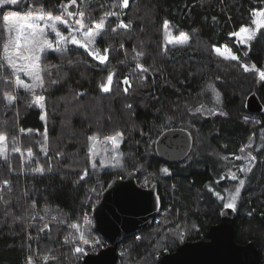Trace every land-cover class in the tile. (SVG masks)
<instances>
[{"label":"trees","instance_id":"trees-1","mask_svg":"<svg viewBox=\"0 0 264 264\" xmlns=\"http://www.w3.org/2000/svg\"><path fill=\"white\" fill-rule=\"evenodd\" d=\"M34 2L60 14L67 0L0 5V29L3 15L17 9L25 13ZM77 4L79 9L74 6L73 11H84L89 26L105 12L119 13V19L107 17L91 44L102 54L108 49V59L101 62L73 44L66 52L48 49L41 60L42 66H49L42 73L45 86L36 89L45 97L43 107L23 88L15 90L17 98L10 105L0 98V132L8 136L9 156V162L0 160V182L9 181L7 186L0 183V264H81L84 254H77L81 244L74 238L80 239L81 232L86 239L99 236L92 226V207L110 178L130 170L143 186L157 183L161 208L148 228L118 243L116 264H159L160 256L181 242L207 239L208 227L221 220L224 208L209 185L230 191L242 178L246 185L233 209L235 240L252 241L264 264V223L259 217L264 214V81L257 71H264V28L246 44H239L232 34L252 25L253 10L264 8V0H128L127 7L122 0ZM120 21L130 26L116 27ZM165 21L170 33L184 32L188 42L166 43ZM222 45L238 60L215 51ZM139 52L143 55L133 59ZM137 62L148 71L136 69ZM242 65H255V70L245 71ZM125 77L131 83L127 92ZM21 78L31 82L23 73ZM102 84L110 90L104 92ZM210 84L218 90L216 99L208 92ZM0 89L12 90V85L0 81ZM250 92L263 103L258 113L246 109ZM170 127L187 128L193 136L190 153L178 162H167L155 151L157 137ZM197 130L210 146L187 161ZM117 132L122 134L118 148L105 139ZM12 137L23 155L11 151ZM250 139L251 148L244 147ZM242 147L256 157L247 174L239 171L240 159L235 160ZM117 153L119 162L113 159Z\"/></svg>","mask_w":264,"mask_h":264},{"label":"snow or ice","instance_id":"snow-or-ice-1","mask_svg":"<svg viewBox=\"0 0 264 264\" xmlns=\"http://www.w3.org/2000/svg\"><path fill=\"white\" fill-rule=\"evenodd\" d=\"M20 0H0V5L8 4H18ZM84 0H81L83 3ZM73 6H76L79 9V5L77 4V0H67V3H62L60 8V14H54L51 9H45L42 3H33L28 6L27 11L21 15L17 13L6 14L2 17L3 28L0 29V81H3L6 85H12V90L0 89V98L7 102L8 105L12 104L16 100L15 90L23 88L26 91L32 93L34 99L33 103L43 107V102L45 97L43 95H37L36 89H43L45 86V79L42 73H45L48 69V65H43L41 63L42 53H44L48 49H52L55 51L66 52L67 45L73 44L82 46L89 51V53L94 56L96 59L104 62L108 59L107 52L108 49L104 50V54L100 55L98 51L92 49L90 47L91 44L95 42V37L99 36L101 31L105 28V21L108 16H116L119 19V13L117 12H105L104 16L99 20V22H93L94 26H89L85 23L86 13L84 11H73ZM122 6H128V0H122ZM253 16L258 17V19L254 20L253 23L256 25V31L261 28H264V11H256L253 10ZM71 18V19H70ZM60 26H63L64 29L67 30V34L60 30ZM129 24H124L123 21L116 27H129ZM116 29L113 28L112 31ZM164 30H165V41L166 43H176V44H185L189 40V36L180 32L178 37H172L169 29V22H164ZM256 31L242 26L239 32L232 33L238 37H242L241 43H246L248 40H251L255 37ZM49 33L54 34L55 40L49 39ZM78 37H82L78 38ZM215 47V46H213ZM219 53V49H216ZM143 53L139 52L136 54L133 59H137L139 56H142ZM247 55V53H245ZM230 60H238V57L229 52V55L225 57ZM245 71L255 70V65L252 66V69H249L247 65H242ZM9 69L11 74L6 75L5 69ZM136 69H139L142 72H147L148 68H145L142 64L137 62ZM259 79L264 81V71H259ZM21 73L25 77H27L31 82H26L21 78ZM50 76L51 73L49 72ZM113 78V74L110 73L107 77L108 84H111ZM51 83H55V81H50ZM124 84L128 85L124 89L125 92L128 91V88L131 87V83L128 81L127 77L122 81ZM100 87L104 92H108L110 89L108 85L102 84ZM209 89L213 91V93L218 97L219 93L216 92L213 85L207 86ZM131 107V105H128ZM203 107V106H201ZM197 112L201 111L200 108L196 109ZM44 117L42 116L41 119ZM25 130L20 129V132L23 133ZM31 131V130H28ZM118 137H122V134L117 132L113 136L105 137L106 140L111 141L116 148L119 147ZM46 139V137H45ZM95 140L96 138H91ZM244 147L251 148V139L247 145ZM45 155H47V149H43ZM11 151L14 153H20L23 155V152L19 146H17V138L12 137V148ZM244 151V148H241V152ZM33 155L31 149L27 150V156L31 158ZM59 155V153H57ZM113 159L119 162V154L117 153L113 156ZM236 159H245L249 161V164L240 168L239 171L244 172L245 174L252 171V167L254 164L252 162L255 161L256 157L252 155L251 152L244 157H236ZM0 160H4L5 162H9L8 156V136L0 132ZM93 168L96 167V163L93 162L91 165ZM9 167H11L9 163ZM38 171H42V169H37ZM85 174L87 173V169H84ZM162 171L167 172V169H162ZM231 178L233 180L237 179L235 173H231ZM4 186L9 184L8 180H4L2 182ZM245 185V180L240 179L238 185L235 187L234 193L230 195V202L225 205L227 208L235 209L236 200L240 195L241 189ZM2 199V197H0ZM55 219V218H53ZM45 228L48 227L47 224L44 225ZM73 228H77V225H71ZM80 241L83 244H88L89 241L84 237V234L81 232ZM77 252H83L81 247H77L75 249ZM47 260L48 257H45ZM51 259H55V257H51ZM31 264V260L29 261Z\"/></svg>","mask_w":264,"mask_h":264},{"label":"water","instance_id":"water-1","mask_svg":"<svg viewBox=\"0 0 264 264\" xmlns=\"http://www.w3.org/2000/svg\"><path fill=\"white\" fill-rule=\"evenodd\" d=\"M74 6L72 7L73 10ZM249 112L258 113L263 103L255 92L245 101ZM159 156L167 162L184 159L193 146V136L184 127L163 130L155 141ZM161 207L155 182L139 183L130 170L125 176L110 178L92 207L94 231L109 244L95 253H85L81 264H116L120 241L148 228ZM226 216H224V210ZM221 220L209 226L207 239L183 241L173 251L160 256L159 264H260L259 250L252 241L237 243L233 226L234 211L225 208ZM264 223V214L259 215Z\"/></svg>","mask_w":264,"mask_h":264},{"label":"rangeland","instance_id":"rangeland-1","mask_svg":"<svg viewBox=\"0 0 264 264\" xmlns=\"http://www.w3.org/2000/svg\"><path fill=\"white\" fill-rule=\"evenodd\" d=\"M23 1H24V0H20V2H19L18 4H15V5H21V4H23ZM6 4H8V3H6ZM12 5H13V4H12ZM74 11H76V10H74ZM256 11H264V8L258 9V10H256ZM12 13H17V14H21V15L24 14V12H20L19 9L12 11ZM12 13H11V14H12ZM70 19H71V18H70ZM256 19H258V17L253 16V21L256 20ZM241 27H242V26H241ZM241 27H240V28H241ZM245 27H248V28H250V29L256 31V25H255L254 23H252V25H248V26H245ZM240 28H239L238 30H236L234 33L239 32ZM60 30L62 31L61 28H60ZM62 32H64V31H62ZM64 33L67 34V30H66ZM170 34H171L172 37H178L180 33H179V34H172V33H170ZM234 36H235V38H236V40H237V42H238L239 44H246V43L248 42V41H247L246 43H241V39L243 38V35H242V37H238V36H236V35H234ZM78 38H81V39H82V37H78ZM49 39L54 41V40H55L54 34L49 33ZM90 47H91V45H90ZM91 48H92V47H91ZM92 49L98 51L96 48H92ZM216 49H219V50H220L219 53H220L221 55H224V56H228V55H229V52H230L231 54H234V53L231 51L230 47L227 46V45H222V46H220V47H216V48H215V51H216ZM98 52H99L100 55H103L100 51H98ZM216 52H217V51H216ZM215 90H216V92H218V90H217L216 88H215ZM208 92H209V94H210L211 96L214 97V99H216V98L219 97V96L217 97V96L213 93V91H212L211 89H208ZM195 129H196V128H195ZM194 137H195V138H194V139H195V145H194V148H193L192 153L187 157V159H185V160H187V161H191L195 155L199 154V152L202 151V148H203V147H204V148L206 147V149H208V147L210 146V142H209V140H206V139L204 138V136L199 132V130L196 131V134L194 135ZM206 152H208V154H211V156L213 155V153H212L211 151H209V150H207ZM248 153H249V150H247L246 148H244V151L241 152V150H240V152L238 153V155H236V157H244V156H247ZM235 160H236V158H235ZM240 161H241V163L243 164V165H242L243 167H241V168H244L246 165L249 164V161H248V160L240 159ZM252 163H253V162H252ZM163 169H166V168L164 167ZM231 173H232V172H231ZM231 173L229 174L230 177H231ZM242 179H244V180H245V183H246V178H242ZM245 185H246V184H245ZM245 185H244V186H245ZM244 186H243V187H244ZM209 188L212 190L214 197H215L218 201H220V203H222L224 207H225V205H226L227 203L230 202V195H231L232 193H234V191H235V188H234L233 190H230V191H226V190H225V191H220V190H217V189H213L212 185H209ZM238 198H239V197H238ZM238 198H237V200H236V202H235L236 204H237V202H238ZM226 208H227V207H226ZM229 209H232V208H229ZM154 221H155V219H154ZM95 237H97V235H96V236H93L91 239H88L89 243L86 244V246H87L86 250H84V248H85V244L81 243L80 239H76V238H74V241H78V243L81 244V248L83 249V252H77V254H81V255H83V254H85V253H89V252H90V253H93V252H91V250H92V248H94V246L96 245V243H95V241H94V238H95ZM98 237H99V236H98ZM99 239L105 242V239H101L100 237H99ZM107 244H108V243H107ZM105 246H107V245H105ZM77 247H80V246L77 245ZM77 254L75 253V257H76L77 259H79V258H78L79 256H78ZM80 258H81V257H80Z\"/></svg>","mask_w":264,"mask_h":264},{"label":"built area","instance_id":"built-area-1","mask_svg":"<svg viewBox=\"0 0 264 264\" xmlns=\"http://www.w3.org/2000/svg\"><path fill=\"white\" fill-rule=\"evenodd\" d=\"M94 241H95L96 245L91 250V252H93V253L99 251L100 249L106 247L105 245L109 244V242L106 239H105V242H104V241L100 240L98 236L94 238Z\"/></svg>","mask_w":264,"mask_h":264},{"label":"bare ground","instance_id":"bare-ground-1","mask_svg":"<svg viewBox=\"0 0 264 264\" xmlns=\"http://www.w3.org/2000/svg\"><path fill=\"white\" fill-rule=\"evenodd\" d=\"M155 151H156V149H155ZM156 153L158 154V152L156 151ZM159 155V154H158ZM136 173V172H135ZM156 183V182H155ZM156 185H157V183H156ZM157 188H158V186H157ZM159 193V192H158ZM159 196H160V194H159ZM160 202H161V198H160ZM161 208V207H160ZM160 211V210H159ZM159 213V212H158ZM158 215V214H157ZM209 228V227H208ZM207 231H208V229H207ZM208 236V235H207ZM208 238V237H207Z\"/></svg>","mask_w":264,"mask_h":264},{"label":"flooded vegetation","instance_id":"flooded-vegetation-1","mask_svg":"<svg viewBox=\"0 0 264 264\" xmlns=\"http://www.w3.org/2000/svg\"><path fill=\"white\" fill-rule=\"evenodd\" d=\"M175 162H176V161H175ZM177 162H178V161H177ZM225 208H226V207H224L223 210H224ZM223 210H222V211H223ZM226 210H227V209L224 210V214H223L224 216H226ZM230 210H231V209H230Z\"/></svg>","mask_w":264,"mask_h":264}]
</instances>
